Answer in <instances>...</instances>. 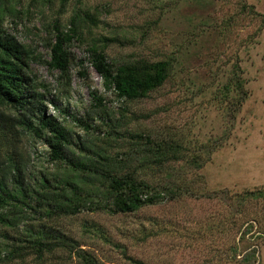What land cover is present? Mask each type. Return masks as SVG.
<instances>
[{"label":"rangeland","instance_id":"374dc122","mask_svg":"<svg viewBox=\"0 0 264 264\" xmlns=\"http://www.w3.org/2000/svg\"><path fill=\"white\" fill-rule=\"evenodd\" d=\"M4 2L17 11L4 29L28 51L26 74L43 94L45 113L57 114L50 99L69 112L65 124L76 142L126 159L133 142L129 134L138 132L171 137L183 150L206 147L200 152L201 166L185 167L180 174L182 160H168L156 170L151 165L137 169L142 178L155 180L165 172L179 174L185 190L176 198L126 213L84 208L74 215L40 213L35 220L31 214L19 227L0 225V230L14 234L30 222L51 224L106 264H235L249 250H254L257 264H264V24L259 16L239 14L238 0ZM243 2L264 14V0ZM79 8L94 23L88 18L81 23L83 39L72 42L71 62L63 75L46 64L50 24L57 20L67 26ZM103 40L107 56L116 63L169 59V76L146 97L117 99L102 87L86 59L90 43ZM234 66L246 96L231 111L220 89ZM90 91L104 96V109L94 107ZM11 113L0 108V171L6 174V166L16 163L35 179L42 172L57 175L59 168L48 160L42 141L9 126ZM73 117L92 129L85 132ZM74 150L88 153L77 145ZM130 157L123 169L116 168H137L138 159L133 153ZM45 264L80 263L58 249Z\"/></svg>","mask_w":264,"mask_h":264},{"label":"trees","instance_id":"16d2710c","mask_svg":"<svg viewBox=\"0 0 264 264\" xmlns=\"http://www.w3.org/2000/svg\"><path fill=\"white\" fill-rule=\"evenodd\" d=\"M60 1L62 4L65 2ZM237 4L239 14L259 16L264 24V14L257 12L252 5L243 0H238ZM16 12L14 7H7L4 0H0V108L12 111L7 115L11 128L17 125L42 141L47 147L48 160L59 168V173L50 177L42 172L35 179L16 163L6 166V174L0 171V225L17 228L19 222L31 214V219L35 220L40 213L45 217L74 215L84 208L103 209L110 213L134 212L144 205L180 196L185 190V180L179 174L185 167L201 166L204 158L200 152L206 144L188 151L171 137L138 132L129 134L133 142L126 159L93 150L82 140L76 142L71 127L65 124V116L71 117L69 112L60 109L56 101L50 99L48 103L57 114L45 113L43 94L37 91L36 84L26 74L28 51L4 29L5 21L16 16ZM86 18L94 23L93 16L86 9L79 8L70 16L66 28L57 20L52 21V38L48 42L50 57L46 61L48 67L66 75L71 62L69 48L73 41L83 39L80 27ZM230 18L233 19V16ZM104 40L100 44L90 43L86 59L99 75L102 87L111 91L117 99L125 102L146 97L169 76L172 69L169 59L139 57L116 63L107 56ZM238 69L233 67L220 89V98L230 106L231 111L246 96ZM90 94L96 104L94 107L104 109V96L96 95L94 91ZM73 120L85 132L92 129L84 120L76 117ZM74 145L88 153L79 155ZM130 152L138 159V167L125 171L117 169V164L123 169L129 162ZM168 160H182L185 166L178 170L179 174L165 172L162 178L156 180L142 178L137 170L149 165L156 170ZM22 228L14 234L0 230V264H45L46 259L56 255L58 249L77 258L80 264H106L81 248L73 236L51 224L30 222ZM233 252L231 256L235 259L236 253ZM236 262L257 264L254 250H249Z\"/></svg>","mask_w":264,"mask_h":264}]
</instances>
